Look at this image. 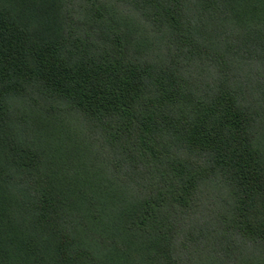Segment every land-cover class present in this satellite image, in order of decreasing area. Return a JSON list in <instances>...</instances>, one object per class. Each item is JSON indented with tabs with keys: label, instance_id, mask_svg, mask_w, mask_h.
<instances>
[{
	"label": "trees",
	"instance_id": "16d2710c",
	"mask_svg": "<svg viewBox=\"0 0 264 264\" xmlns=\"http://www.w3.org/2000/svg\"><path fill=\"white\" fill-rule=\"evenodd\" d=\"M0 264H264V0H0Z\"/></svg>",
	"mask_w": 264,
	"mask_h": 264
}]
</instances>
